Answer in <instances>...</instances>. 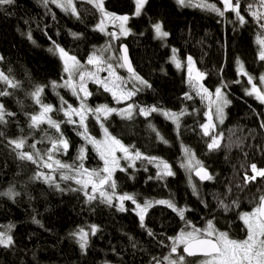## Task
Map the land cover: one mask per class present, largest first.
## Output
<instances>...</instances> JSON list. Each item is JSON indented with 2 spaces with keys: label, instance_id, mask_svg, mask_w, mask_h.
I'll use <instances>...</instances> for the list:
<instances>
[{
  "label": "trees",
  "instance_id": "trees-1",
  "mask_svg": "<svg viewBox=\"0 0 264 264\" xmlns=\"http://www.w3.org/2000/svg\"><path fill=\"white\" fill-rule=\"evenodd\" d=\"M207 2L223 9L220 0ZM240 4L241 14L247 21L244 24L231 11L221 17L199 7H183L176 0H147L139 16L134 14L135 0H105L108 11L129 17L128 35L119 44L123 41L128 44L135 73L150 87L141 85L123 68L120 75L131 77L125 79V87L139 89L131 99L117 102L102 86L87 80V90L92 95L86 104L93 109L104 104L116 109H124L129 104L138 106L130 119L112 113L107 119L101 116V122L130 151L158 157L168 162L175 173L157 179L155 163L137 159L135 166L129 167L128 160L120 159V166L126 171L117 169L113 174L116 189L112 204L103 202L99 193L89 202L83 191H73L81 185L61 177L75 176V171L52 170L41 163L21 160L17 155L18 151L34 152L30 145L35 143L36 150L46 160L44 153L51 147L48 137L60 135L47 123L37 128L29 126L31 116L42 110L30 95L39 86L43 88L42 103L54 109L48 115L61 122L60 131L69 144L66 152H54V159L75 167L80 163L78 156L84 147V167L103 168V161L92 144L77 134L84 129L78 123L64 122L66 117L61 107L71 104L78 108L80 100L72 89L63 86L67 78L64 63L58 54L49 51L55 41L70 55L84 61L94 45L104 42V34L96 29L99 11L80 0L75 3L79 18L50 0L47 6L43 0H15L13 5L0 7V57H3L0 69L19 84L10 88L0 82V91L10 93L0 96V104L6 112L14 113L5 116L6 123H0V133H3L0 135V193L9 188L19 193L11 198L0 195V231L11 235L14 241L10 247L0 246V264H156L157 261L167 264L164 257L169 255L172 245L169 237L185 229V222L171 208L155 204L147 210L142 227L132 201L123 202L125 211L118 210L117 197L125 193L134 196L141 205L146 200H170L185 209L186 220L196 227L205 228L207 221L212 220L218 230L228 232L232 238H245L246 229L239 214L251 211L264 195V177L258 176L255 181L244 184L245 174L253 175L251 164L264 169V128L261 127L264 104L254 95L245 94V89L251 86L247 77L237 75V61L242 62L244 70L259 85V77L264 75V61L259 59L258 38L264 39V28L253 19L247 6L252 4V11L264 12V8L260 7L259 0H240ZM157 22L169 33L168 37L157 38L153 28ZM172 49L177 50L176 55L182 62L180 69L171 62ZM116 54L121 57L120 52ZM189 56L205 74L202 81L206 88L214 92L217 87L227 85L223 90L229 95L230 103L225 108L223 123L215 130L223 138L221 147L213 151L208 150L210 138L203 135L201 128L207 121V104L189 83L185 65ZM237 79L241 82L234 83ZM186 94L192 98L188 99ZM61 98L67 104L62 105ZM152 106L167 112L183 111L179 127L161 111L147 117L139 114L140 107ZM85 122L89 135L103 136L95 115L89 114ZM20 138L25 140V145L14 150L9 141ZM184 148L191 149L213 176L212 180L201 181L193 172L189 183L190 174L181 167ZM116 155L120 157L123 153ZM38 173L50 175L54 180L49 183L43 177L36 179ZM192 185H195V194ZM219 201L230 205V210L220 207ZM233 201L238 202V207ZM92 226H96L95 234ZM80 229L88 233L83 250L78 236L72 235ZM149 230L153 235H149ZM177 252L186 256V264H200L205 259L187 256L183 246Z\"/></svg>",
  "mask_w": 264,
  "mask_h": 264
},
{
  "label": "snow or ice",
  "instance_id": "snow-or-ice-1",
  "mask_svg": "<svg viewBox=\"0 0 264 264\" xmlns=\"http://www.w3.org/2000/svg\"><path fill=\"white\" fill-rule=\"evenodd\" d=\"M52 4H55L57 7L61 8L65 12L70 11L73 15H76L79 18V13L77 11L75 0H50ZM177 4L183 7H199L202 9H206L212 12H215L217 15L223 17L226 12L231 11L235 14L238 22L240 24H244L247 21L245 20L244 15L241 14L240 11V0H220V3L223 5V9L217 7L216 4L208 3L207 0H176ZM15 0H0V7L5 5H13ZM45 6L49 3V0H43ZM87 3L92 4L104 18H112L114 21H119V34L127 35L128 30L125 28V24L128 21V16H115L112 13H107L104 10V0H87ZM147 3V0H135L136 8L135 15L139 16L141 14V10L143 5ZM259 5L261 8H264V0H259ZM253 5L249 4L247 6V10L250 15L257 22H260V27L264 28V12L259 10L252 11ZM155 34L157 38L163 39L169 36V33L163 31V26L161 23L157 22L153 25ZM97 29L101 32L105 31L104 27V19L101 20L100 24L97 25ZM75 36L76 34L73 33ZM112 39H118V33L109 32L107 33ZM31 39V34L28 36ZM258 43L261 45V50L259 53V59L264 61V39L258 38ZM54 48H50L49 51L54 54H58L60 59L64 63V71L68 73V79L65 80L63 86L72 89L73 95L77 96L80 100V106L78 108H74L71 104H67V101L62 100V105L67 104V107H61V111L64 112V116L66 117V123L69 124H79L80 127L84 129L83 132H78L83 139H85L88 143L92 144L94 150L99 154L100 159L103 161V168L100 169H87L83 165V160L85 158V148L81 147L80 155L78 156V160L80 161L79 165L73 167L72 165L64 164L59 160H55L53 157L54 152L58 151H67L69 144L67 139L64 138L63 133L60 131V123L54 119L50 115V112L54 111L52 105L43 104L40 96L43 91L42 87H37L35 91L30 93V95L34 98L35 103L41 106V112L38 115L31 116V124L29 125L32 128H37L40 124L47 123L50 128H54L57 133H60L58 137H48L51 147L47 149L44 155L47 157L46 160L43 159L39 150H36V144L30 145L34 152H25L18 151L17 155L21 160H29L35 163H41V166L47 167L49 169H71L75 171V176H67L64 175L62 179H73L81 188L73 189V191H83L84 195L87 197V200L90 202L97 198L96 193H99V196L102 198V201L108 204H112L113 196L115 195L116 182L113 179L114 172L119 169L120 171H126L125 168L120 166V159H125L129 161V167L135 166V160L137 159H146L149 163H155L158 171L156 174L157 179H164L166 176H173L175 173L171 169V165L168 162L158 158V157H145L138 150L132 152L129 150V147L125 146L121 140L112 135L108 129L101 122V116L104 119H107L108 116L112 113L119 114L122 118L130 119L133 115V109L138 106L134 104H129L124 109H116L109 107L108 105H99L96 108H90L86 104V100L89 96L92 95L87 90L86 81L92 80L94 83L102 86L104 91L111 93L114 99L117 102H121L123 100L131 99L132 96L135 95V92L139 89L129 90L125 87V81L122 77L117 75L115 71V67L113 63L110 61L113 59L119 60V67L127 66L128 72L131 74L132 78L136 81H139L141 85H145L150 87L142 77L135 73L134 69L131 67L130 62L127 58V49L123 48V56L122 57H113L109 56L105 59L103 53L110 50L111 45H108L102 49H98L97 52H93L87 60V64L94 66L93 70H87L80 63L79 60L75 56L70 55L64 48L60 47L58 44H55L53 41ZM177 50L172 49L171 62L175 64L177 69L182 67V62L178 59ZM3 57H0L2 60ZM193 60L192 57H187V74L189 78V83L192 88L196 90V94L201 97V100L208 101V111L205 113L207 116V122L201 125L203 135L209 137V142L207 143V148L209 151L216 150L221 147V140L223 138V134L215 133V123L213 122V116L217 121L223 123L225 118V107L230 103L227 99L226 93L223 89L227 88L226 84H223L221 87H217L214 91H210L208 88L204 87V85L200 82L204 78V73L196 70V75L193 76ZM237 75L247 77V83L251 86L250 88L245 89L246 95H254L257 100L260 101L261 104H264V75L259 77V85L255 82V78L251 76L244 70L242 62L237 61ZM106 71L108 73L107 77H101L99 75L100 72ZM78 75V81L74 80V77ZM0 82H4L10 88L19 87L18 82L9 78L4 72L0 71ZM241 81L237 79L234 83H240ZM55 86V84H54ZM83 94L81 97L80 94ZM10 93L5 91H0V96L9 95ZM188 99L192 97L186 94ZM214 108V112H213ZM161 111L162 114L173 121L179 127V117L184 115L185 113L181 111L180 113L175 112H167L163 110L157 109L155 106L152 107H140L139 114L147 117L152 112ZM89 114L95 115L97 122H100V127L103 130V140H97L96 138L90 136L87 131V125L85 121ZM14 115V113L6 112L4 106L0 104V123H6L5 116ZM73 117H78V121L73 119ZM261 127L264 128V122L261 123ZM155 131V129H153ZM3 135V133H0ZM159 136V133H157ZM163 141V137H159ZM167 143V141H163ZM11 145L14 146V150H20L25 145V140L23 138L17 140L9 141ZM117 152L123 153L122 156L118 157L116 155ZM185 159L181 163V167H183L187 172H189V183L191 184V173L195 172V175L199 177L201 181L204 180H212L213 176L207 171L206 168L202 165V163L195 158V154L192 153L191 149L184 148ZM55 165V168H53ZM251 171L253 175L248 176L245 174L244 176V184H247L251 181H255L256 178L264 177V169H258L256 164L250 165ZM43 177L45 182L51 183L54 178L50 175H45L43 173H38L35 177L36 179H40ZM107 186V188H106ZM59 188V185H56ZM90 187V192L88 191ZM194 194L196 193L195 185H192ZM107 189H111L109 192ZM231 191V189H229ZM0 195H7L10 198L19 193L13 191L12 188H9L7 192L0 193ZM117 199L120 201L119 211H125L123 202L126 200L132 201V203L136 206L137 215L139 217L141 226H144L145 214L147 210L153 207L155 204L158 205H166L168 208H171L181 220L185 222V229H181L179 234L175 237H169L172 240L171 250L168 256L164 257V260L168 262V264H186V256L183 254H178L177 250L180 246H183V253L187 256H197L202 255L205 257L204 260L200 261V264H264V195L259 197L258 203L253 207L250 212H242L239 214L240 220L243 222V225L246 229V236L243 239H234L232 238L228 232L218 230L213 221H207V225L205 228L201 229L192 224L191 221L186 220L185 218V209L178 208L174 202L170 200H146L143 205L138 203L134 196L129 195L127 193L120 194ZM220 207H222L225 211L230 210V205L225 204L223 201H219ZM233 205L238 207V202L233 201ZM39 223V221H35ZM191 230H186V229ZM96 226H92L91 231L92 234L96 232ZM74 236H78V243L80 248L83 250L87 246V236L88 233L83 229H80L78 233H72ZM149 235H153V233L149 230ZM14 243L11 235L6 232L0 231V246L5 248L10 247ZM155 259V258H154ZM156 264H160L159 261Z\"/></svg>",
  "mask_w": 264,
  "mask_h": 264
},
{
  "label": "rangeland",
  "instance_id": "rangeland-1",
  "mask_svg": "<svg viewBox=\"0 0 264 264\" xmlns=\"http://www.w3.org/2000/svg\"><path fill=\"white\" fill-rule=\"evenodd\" d=\"M76 1H78V0H75V3H76ZM80 1H86L87 2V0H80ZM104 3H105V0H104ZM103 6H104V4H103ZM223 6V5H222ZM59 8V7H58ZM104 10L107 12V13H112V14H114L115 16H117V17H119V16H127V15H120V14H115V13H113V12H110V11H108L106 8H105V6H104ZM102 19H104V27H105V31L104 32H102L103 34H104V42L103 43H101V45H94V50L88 55V57L93 53V52H97V50L98 49H102V48H104V47H106V46H108V45H111V48H110V50L109 51H107V52H104L103 53V55H104V57H105V59H107L109 56H113V57H118L117 56V52H119V46H120V44H119V41H120V39H123L124 37H126L127 35H123V34H119V21H114L112 18H104V17H102V15H101V13L99 12V21H98V24H100V22H101V20ZM127 23H128V21L126 22V24H125V28L126 29H128V25H127ZM96 29H97V26H96ZM109 32H116V33H118V39H112L109 35H107V33H109ZM121 43H126V42H121ZM118 44H119V46H118ZM127 44V43H126ZM128 45V44H127ZM259 50H261V48H259ZM97 54H99V52H97ZM88 57L84 60V61H80V63L85 67V69H87V70H95L94 69V66H92V65H89V64H87V60H88ZM78 60V59H77ZM192 60H193V62H194V59L192 58ZM111 63H113V65H114V67H115V71H116V73H117V75H119L120 77H122L123 79H124V81H125V79L126 78H128V80L132 77L131 76V74H130V76H128V74L127 75H120V72L122 71V69L124 68L127 72H128V70L126 69V67H119L118 66V64L120 63V61L119 60H116V59H113V60H111L110 61ZM186 67H187V62H186ZM124 69H123V71H124ZM193 69H194V71H193V76H195L196 75V70H198L197 69V67H196V65H195V62H194V64H193ZM0 71H1V69H0ZM135 71V70H134ZM199 71V70H198ZM200 72V71H199ZM129 73V72H128ZM66 75H67V78H66V80L68 79V73H66ZM99 75L101 76V77H107L108 76V73L106 72V71H104V72H100L99 73ZM74 80H77L78 81V75H76L75 77H74ZM202 84H203V81H200ZM126 83V82H125ZM88 83H87V81H86V85H87ZM204 85V84H203ZM87 87V86H86ZM204 87H205V85H204ZM224 91V90H223ZM225 92V91H224ZM195 93H196V90H195ZM214 93V92H213ZM226 93V95H227V99L230 101V99H229V95L227 94V92H225ZM82 94V93H81ZM80 94V95H81ZM82 96H83V94H82ZM129 100V99H128ZM123 101H127V100H123ZM204 102L207 104V110H208V101L207 100H204ZM226 108V107H225ZM213 112H214V108H213ZM224 112H225V116H226V111H225V109H224ZM79 118L78 117H76V120H78ZM225 119V118H224ZM207 122V121H206ZM213 122L215 123V125H216V127H215V130H217V128L221 125V123L219 122V121H217L216 119H215V117L213 116ZM85 124H86V122H85ZM90 136H92V137H94V138H96L97 140H103V138H104V136H102V137H99V138H97V137H95V136H93V135H90ZM259 169V168H258ZM137 211H138V209H136ZM250 212V211H249ZM198 228H200V227H198ZM201 229H203V228H201ZM191 230V229H190ZM168 264V263H167Z\"/></svg>",
  "mask_w": 264,
  "mask_h": 264
},
{
  "label": "water",
  "instance_id": "water-1",
  "mask_svg": "<svg viewBox=\"0 0 264 264\" xmlns=\"http://www.w3.org/2000/svg\"><path fill=\"white\" fill-rule=\"evenodd\" d=\"M124 47H126V49H127V53H126V55H127V58H128V61L130 62V64H131V67L133 68V69H135V67H134V63H133V61H132V58H131V55H130V52H129V48H128V45L126 44V43H122V44H120V46H119V52H120V55H121V57L123 56V48ZM126 67V69H127V66H125ZM128 70V69H127ZM198 177V176H197ZM199 178V177H198ZM205 181V180H204ZM197 256H202V255H197ZM190 257H194V256H190ZM203 257V256H202Z\"/></svg>",
  "mask_w": 264,
  "mask_h": 264
}]
</instances>
